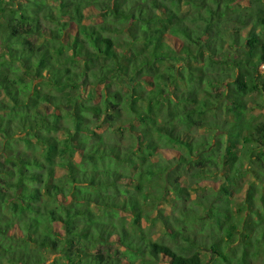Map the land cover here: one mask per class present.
<instances>
[{"label": "trees", "instance_id": "trees-1", "mask_svg": "<svg viewBox=\"0 0 264 264\" xmlns=\"http://www.w3.org/2000/svg\"><path fill=\"white\" fill-rule=\"evenodd\" d=\"M263 64L264 0H0V264H264Z\"/></svg>", "mask_w": 264, "mask_h": 264}, {"label": "rangeland", "instance_id": "rangeland-1", "mask_svg": "<svg viewBox=\"0 0 264 264\" xmlns=\"http://www.w3.org/2000/svg\"><path fill=\"white\" fill-rule=\"evenodd\" d=\"M259 72H260V74L264 77V68H262V65L260 66V69H259ZM253 112V114H256V113H258L259 112V110H251L250 112H249V114L250 113H252ZM227 170H225V172H224V175H227ZM221 183H226L225 182V180L224 181H222ZM213 186H215L216 187V185H214L213 184ZM248 187H245V190L247 189ZM237 197L235 196V194L234 195H232V199H233V201H232V203H236V202H238L237 201V199H236ZM238 208V207H237ZM237 208H233L234 210H237ZM202 255H203V260H204V264H209V251L207 250V249H205V250H203L202 249Z\"/></svg>", "mask_w": 264, "mask_h": 264}, {"label": "built area", "instance_id": "built-area-1", "mask_svg": "<svg viewBox=\"0 0 264 264\" xmlns=\"http://www.w3.org/2000/svg\"><path fill=\"white\" fill-rule=\"evenodd\" d=\"M262 68H264V64L262 65Z\"/></svg>", "mask_w": 264, "mask_h": 264}]
</instances>
